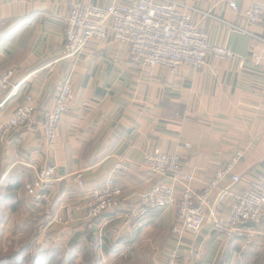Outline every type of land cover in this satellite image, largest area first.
I'll return each instance as SVG.
<instances>
[{"label":"crops","instance_id":"obj_1","mask_svg":"<svg viewBox=\"0 0 264 264\" xmlns=\"http://www.w3.org/2000/svg\"><path fill=\"white\" fill-rule=\"evenodd\" d=\"M114 1L130 0H0V73L12 70L10 90L18 87L17 94L0 98V125L24 104L25 96L33 98L35 107L23 128L0 141V186L7 191L17 185V195L47 166L61 175L81 173L83 190L67 181L57 184L52 202L56 199L61 207L84 201L89 190L102 189L113 178L122 190L119 205L101 217L95 234L91 229L93 240L115 248L110 255L100 253V264L132 258L136 264H163L176 246V206L150 210L127 228L120 219L158 182L143 169L147 152L178 154L181 167L196 179V191L234 157V173L243 183L257 178L264 166V20L250 25L243 14L264 0H173L209 14L190 15L206 31L209 46L230 49L240 64L209 58L198 69L141 68L111 38L90 42L76 58L62 59L70 5L106 7ZM230 2L238 7L236 13ZM66 80L73 102L57 139L48 144L43 116ZM184 144L189 149L178 148ZM118 163L123 168L115 171ZM227 206L224 200L217 213L225 215ZM77 218L85 223L83 215ZM253 228L251 241H228L206 225L198 236L186 235L179 242L177 264H264V216Z\"/></svg>","mask_w":264,"mask_h":264},{"label":"built area","instance_id":"obj_2","mask_svg":"<svg viewBox=\"0 0 264 264\" xmlns=\"http://www.w3.org/2000/svg\"><path fill=\"white\" fill-rule=\"evenodd\" d=\"M228 5L233 12L238 11L233 2ZM191 12L203 18L210 17L173 0L114 1L106 7L74 3L70 5L65 21L62 54L66 59L73 58L81 54L88 43H101L111 38L113 43L128 49L134 63L143 66L161 65L173 71L182 64L200 67L207 57L235 61L236 56L231 51L208 45L206 31L192 22ZM243 14L248 24H261L264 5L253 3ZM11 77L10 71L0 74V97L7 90ZM13 94H17V89ZM71 101V86L66 81L59 90L54 108L44 116L43 129L49 142L56 139L61 118L67 113ZM32 112V100L29 99L18 107L10 119L1 123L0 141L5 142L10 134L23 127ZM178 148L189 149V145ZM237 161L238 157H234L225 166L217 168L213 177L198 192L192 189L196 181L193 174L180 169L178 154L164 153L160 149L147 152L143 168L152 175L166 178L171 184L154 185L139 206L126 211L124 225L129 227L143 219L150 209L163 210L175 205L180 224L172 228L176 246L163 264H177L179 242L186 235L199 234L206 225L226 240L251 241L256 234L253 226L264 216V166L257 178L243 183L240 176L234 173ZM54 170L53 167L41 169L34 180L25 185L30 206L38 207L47 202L37 192L43 185L55 181ZM73 179L82 187L79 177ZM237 185L242 187L235 192ZM119 193L112 180H108L102 189L93 190L85 200V217H96L116 206ZM224 200L228 201L227 211L225 215H219L217 208ZM73 221L71 216L66 220L58 219L62 225Z\"/></svg>","mask_w":264,"mask_h":264},{"label":"rangeland","instance_id":"obj_3","mask_svg":"<svg viewBox=\"0 0 264 264\" xmlns=\"http://www.w3.org/2000/svg\"><path fill=\"white\" fill-rule=\"evenodd\" d=\"M84 4H91V3H84ZM191 20H192V22L194 24L197 23V25H196L197 28H199V29L201 28L198 25V22L196 20H193V18H191ZM65 21H66V19H65ZM64 28H65V26H64ZM63 32H64V30H63ZM64 40H65V37H64ZM63 43H64V41H63ZM101 43H104V42H101ZM62 47H63V44H62ZM121 47H123V46H121ZM211 47H213V48H220V49H226V50L231 51L230 49L225 48V47H219V46H211ZM124 48H126V47H124ZM263 53H264V50H263ZM61 54H62V51H61ZM128 54H129V52H128ZM79 55H77V56H79ZM77 56H75L73 58H76ZM61 57L64 60L66 59L63 56V54L61 55ZM129 57H130V55H129ZM257 57H259L258 60H260V56H254V60L256 62L258 61L256 59ZM73 58H68V59H73ZM209 58L216 59V60H221V59L214 58V57H207L205 59V63L202 66H204L206 64V61ZM130 59H131V57H130ZM237 60H238V58L236 56V60L235 61H237ZM221 61H228V60H221ZM235 61H229V62H235ZM238 62L240 64L242 62V60H238ZM137 65L139 67H141V68H151V67H155V66L163 67L161 65L143 66V65H140L138 63H137ZM182 65H188V66L193 67L195 69H198V68H201L202 67V66H200V67H194V66L189 65V64H182ZM182 65L178 66L175 70H177L178 68H180ZM164 68H166V67H164ZM175 70H173V71H175ZM6 71L12 72V77H13V71L12 70H6ZM6 71H3V72H6ZM3 72H1V73H3ZM12 77H11V79H12ZM11 79H10V81H11ZM10 81H9V85H10ZM66 81H68V80H66ZM9 85H8L7 90L5 91V93L2 95V97L5 96L8 92H9L8 95H14L13 94L14 90L15 89L18 90V87H15V88H13V89L10 90V86ZM70 86H71V83H70ZM61 87H59V89H58V91L56 93V98H57V95H58L59 90L61 89ZM71 92H72V87H71ZM56 98H55V102H56ZM73 98H74V96H73V93H72V101L70 103V106H71V104L73 102ZM29 99L32 100V106H33V112H34V110H35L34 100H33V98L30 95L25 96L24 104ZM55 102H54V106H55ZM24 104H22V105H24ZM54 106H53V108H54ZM70 106H69V109H70ZM17 109H18V107L15 109V111ZM69 109H68V111H69ZM51 110H49V111H51ZM68 111H67V113H68ZM45 114H44V116H45ZM44 116H43V121H44ZM62 118H63V116H62ZM62 118H61V120H62ZM27 122H26V124H27ZM23 127H21V128H23ZM21 128H19V129H21ZM19 129H17L16 131H18ZM59 130H60V127H59ZM43 134H44V129H43ZM58 134H59V132H58ZM57 137H58V135H57ZM57 137H56V139H57ZM44 139H45V141L48 144H53L55 142V140H56L55 139L54 141L49 142L48 140H46L45 134H44ZM47 167L52 168L53 166H47ZM47 167H44V168H47ZM44 168H42V169H44ZM53 168L55 169L54 170V179H55V181H53L51 184L43 185L42 188H41V190L37 192L39 195L45 197L47 199V202L46 203H43L42 202L40 204V206H38V207H36V206H33V207L30 206V204H29L30 200H29V197L27 195V192H26V189H25V185L27 183H29V182H32L34 180L37 172L40 171L41 169L38 170V171H36L34 177L30 181H28L27 183L24 184V187H23L24 190L22 189L21 192H19L17 195H15L16 196L15 201H11V202L10 201H6L4 199V197L7 196L8 193H7L6 190H1V186L2 185L0 186V253L5 254V253L9 252L10 250L11 251L12 250L14 251L17 248L26 247L27 243H29V242H32V245H34L33 248H35V249L33 251H35V250L37 251L39 249L41 250V248H49V250H51V248H66L70 244V242H71L70 240H72L71 239L72 237H70L69 239L66 238L68 232H71V235H73V233H75V232L81 233L87 227L96 226L98 228V226H99V220L101 219V217L104 214L109 213V212L113 211L116 207H118L119 202H120V198L122 196V190L118 186H116V187L119 189L120 193H119V196H118V199H117V205L114 206V207H112L110 210H107V211L102 212L100 215H98L96 217H93V218H88L87 217L86 218L85 217V214L83 212V210H84L83 207H84V205L86 203L85 200L87 199L88 195H90L93 190H98L96 188L89 190V192H88L87 196L85 197V200L84 201H79V202H75V203H69L68 202L66 204H62L61 207H60V205H58L56 199H54V201L52 202V200H53V196L52 195H53V192L55 191L58 183L63 182V181H67V182H70V184L75 185L77 188H79L81 190H83L85 188V183H84V179L82 177V174L79 173V172L69 173L67 175H61V174H58L57 169L55 167H53ZM122 168H123L122 167V164H120V163H118V164H116L114 166V170L115 171L121 170ZM143 169L147 173H149L153 178H155V179L158 180V182L156 184H165V185H170L171 184L170 181L167 180L166 178L157 177L155 175H152L145 168H143ZM180 169L183 172L190 173L188 171H185L181 167V165H180ZM76 177H79L81 179L82 187H80L79 184L77 183V181H75L73 179V178H76ZM108 180H112L113 181V178H109ZM193 184H192V189H193ZM150 189L145 193V195H143L141 197L140 203L142 202V200L146 196V194L150 191ZM194 191H196V190H194ZM26 199H27L28 207H26V205H25ZM212 200H213V197H212ZM12 206H14V209H15L13 212L10 211V208ZM137 206H139V204L136 205V206H130V207H128L125 210V212L123 213V215L120 217L123 227L127 228L124 225V222H123L124 214L126 213L127 210H129L131 208H135ZM47 207H49V208L45 210L44 208H47ZM36 210H40V212H36L37 214H33L34 211H36ZM150 210H153V209H150ZM79 214L80 215H83V220L85 221V223H83L82 221L77 220L78 219L77 218V215H79ZM147 214H146V216H147ZM68 216H71L73 218L74 221L72 223H70L68 225H62V223H58V219L59 218H61L62 220H66L68 218ZM94 220H97L98 223L97 224H92L91 222L94 221ZM141 220H139V221H141ZM195 236H198V234L195 235ZM195 236H193V237H195ZM56 237H63V239H62V241H60V238L57 239ZM236 241H239V240H236ZM226 243H227V247L226 248H230V243L229 242H226ZM244 243H246V242H244ZM237 248H242V247H237ZM244 248H247L246 245H245ZM171 250L172 249H170L168 251L167 255L170 253ZM127 261L128 260H122V259H120L115 264H136V261H134L133 258L129 262H127Z\"/></svg>","mask_w":264,"mask_h":264},{"label":"trees","instance_id":"obj_4","mask_svg":"<svg viewBox=\"0 0 264 264\" xmlns=\"http://www.w3.org/2000/svg\"><path fill=\"white\" fill-rule=\"evenodd\" d=\"M18 190L17 185L9 187L8 195L4 199L13 201ZM14 210L12 206L10 211ZM91 223L97 224L98 221L94 220ZM91 229L92 226L85 228L81 233H73L72 240L66 248H51V250L41 248L33 251L34 245L29 242L26 247L10 250L5 254L0 253V264H100V253L110 255L115 248L108 247L106 240L103 245L100 244L99 238L93 240Z\"/></svg>","mask_w":264,"mask_h":264},{"label":"water","instance_id":"obj_5","mask_svg":"<svg viewBox=\"0 0 264 264\" xmlns=\"http://www.w3.org/2000/svg\"><path fill=\"white\" fill-rule=\"evenodd\" d=\"M96 231H97V227H96V226H93V227H92V232L95 234Z\"/></svg>","mask_w":264,"mask_h":264}]
</instances>
